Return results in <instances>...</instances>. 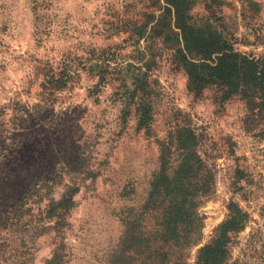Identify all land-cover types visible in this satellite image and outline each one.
Listing matches in <instances>:
<instances>
[{
  "label": "rangeland",
  "instance_id": "rangeland-1",
  "mask_svg": "<svg viewBox=\"0 0 264 264\" xmlns=\"http://www.w3.org/2000/svg\"><path fill=\"white\" fill-rule=\"evenodd\" d=\"M158 4L0 0V264L24 257L23 244L29 264H44L61 240L64 264H108L126 223L143 211L159 143L178 124L198 134L212 175L195 210L198 241L180 264H195L232 202L248 220L221 264H264V112L253 119L258 108L240 95L221 100L214 86L188 90L172 59L175 40L133 31ZM189 13L237 51L264 54V0H194ZM134 61L151 69L148 130L137 127L133 106L122 110L118 66ZM67 192L73 204L60 237L45 209ZM153 222L147 215L142 225Z\"/></svg>",
  "mask_w": 264,
  "mask_h": 264
},
{
  "label": "trees",
  "instance_id": "trees-1",
  "mask_svg": "<svg viewBox=\"0 0 264 264\" xmlns=\"http://www.w3.org/2000/svg\"><path fill=\"white\" fill-rule=\"evenodd\" d=\"M193 1L163 0L156 5L158 9L133 25L134 33L139 38L149 35L175 40L172 59L185 72L190 92L200 95L214 86L221 100L240 95L253 110L258 108L252 117L255 119L264 112V54L255 58L239 52L216 30L195 25L189 13ZM118 69L125 72L120 79L122 110L127 115L133 106L137 127L148 130L152 120L150 97L154 93L148 62L125 63ZM259 130L264 138V127ZM168 136L159 143V168L150 181L143 211L126 223L108 264H180L183 250L198 241L194 236L199 225L195 210L212 190L211 169L197 150L199 136L193 127L178 124ZM72 204L73 195L67 192L58 201L51 199L45 209L47 219L52 221L48 227L60 237ZM147 215L154 222L153 228L146 231L142 222ZM247 220V212L232 202L212 241L198 248L195 264L223 263L231 235L241 231ZM27 248L23 244L20 253L26 256L12 264L31 262ZM63 249L61 240L44 264H64Z\"/></svg>",
  "mask_w": 264,
  "mask_h": 264
}]
</instances>
